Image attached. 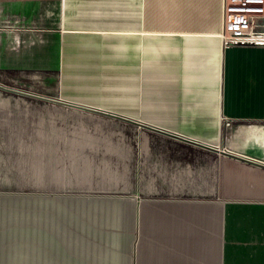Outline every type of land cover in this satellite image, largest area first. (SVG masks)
Masks as SVG:
<instances>
[{"label": "crops", "instance_id": "1", "mask_svg": "<svg viewBox=\"0 0 264 264\" xmlns=\"http://www.w3.org/2000/svg\"><path fill=\"white\" fill-rule=\"evenodd\" d=\"M222 28V0H0L3 143L114 162L0 192V264H264V182L214 200L194 143L264 161V33Z\"/></svg>", "mask_w": 264, "mask_h": 264}, {"label": "rangeland", "instance_id": "2", "mask_svg": "<svg viewBox=\"0 0 264 264\" xmlns=\"http://www.w3.org/2000/svg\"><path fill=\"white\" fill-rule=\"evenodd\" d=\"M0 87L11 89L21 88V86H16V84ZM19 131H26L27 133H29L28 130H8V132L13 133H18ZM2 135L3 134L0 130V192H8V194L10 195L19 194L16 195L18 197L15 196L13 200L21 201L22 198H24V200H33L32 196H34L35 194L31 193H33L34 189V179L36 177L35 173L38 171L36 170L37 168H46L50 165V167H53L55 169H76L83 167L94 169L95 167H99V165L102 164H107L109 166H112L114 164V162L100 161H41L40 154L36 153V146L34 144L5 145L3 143L4 141L2 140ZM39 171H41V169ZM251 174L253 176H256L259 181L264 182V169L245 162H239L236 159L214 152V200H216L220 195H229L226 193L218 192V190L225 189L227 188V186L236 185V178H239V176L245 178ZM7 181H10L11 186L17 187V189L15 190L12 187L14 190H3L6 189L5 187ZM13 183H15L16 185ZM0 245V247L5 246L6 249L12 248L9 241L0 240Z\"/></svg>", "mask_w": 264, "mask_h": 264}, {"label": "built area", "instance_id": "3", "mask_svg": "<svg viewBox=\"0 0 264 264\" xmlns=\"http://www.w3.org/2000/svg\"><path fill=\"white\" fill-rule=\"evenodd\" d=\"M222 39L225 44H242L264 33V0H222ZM230 125V121H226Z\"/></svg>", "mask_w": 264, "mask_h": 264}, {"label": "water", "instance_id": "4", "mask_svg": "<svg viewBox=\"0 0 264 264\" xmlns=\"http://www.w3.org/2000/svg\"><path fill=\"white\" fill-rule=\"evenodd\" d=\"M140 125L145 126V127H148V128L155 129V128H153L152 126H147V125H144V124H140ZM155 130H157V129H155ZM158 131L163 132V133H166V134H169V135H173V136H175V137H178V138H181V139H184V140H188V141L191 140L190 138H186V137H183V136H176V134H170V133L165 132V131H163V130H158ZM182 137H183V138H182ZM191 142H193V141H191ZM194 143H196V144H198V145H201V146H203V147H206V148L213 149V150H214L215 152H217V153H220V154H223V155L229 156V157H231V158H234V159L240 160V161H242V162H246V163H248V164H252V165H254V166H257V167H260V168H263V169H264V161H262V160H258V159L250 158V157H248V156H245V155H243V154H239V153L233 152V151H231V150L220 149L219 147H216V146L212 147V146H208V145H206V144H201L200 142H194Z\"/></svg>", "mask_w": 264, "mask_h": 264}]
</instances>
